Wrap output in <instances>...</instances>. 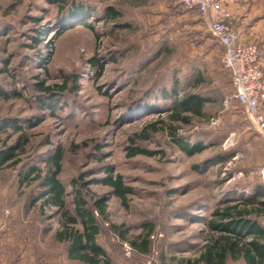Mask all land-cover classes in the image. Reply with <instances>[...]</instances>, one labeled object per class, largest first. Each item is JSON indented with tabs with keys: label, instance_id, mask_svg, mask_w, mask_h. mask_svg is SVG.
<instances>
[{
	"label": "rangeland",
	"instance_id": "obj_1",
	"mask_svg": "<svg viewBox=\"0 0 264 264\" xmlns=\"http://www.w3.org/2000/svg\"><path fill=\"white\" fill-rule=\"evenodd\" d=\"M81 5L94 9L90 27L72 17ZM66 6L0 0V152L13 148L0 166V264H82L55 238L60 213L41 201L30 206L56 152L67 207L74 192L83 198L112 264L196 258L214 210L240 197L264 200V140L232 97L220 44L205 17L179 0ZM186 94L203 99L200 114L171 121L166 110ZM169 126L202 150L184 153ZM107 176H120L130 193L117 197ZM256 220L264 229V210ZM148 232L147 253L130 247Z\"/></svg>",
	"mask_w": 264,
	"mask_h": 264
},
{
	"label": "trees",
	"instance_id": "obj_2",
	"mask_svg": "<svg viewBox=\"0 0 264 264\" xmlns=\"http://www.w3.org/2000/svg\"><path fill=\"white\" fill-rule=\"evenodd\" d=\"M55 2H57L62 12L67 7L68 0H55ZM77 8L79 9L74 11L75 15L72 17L77 22L83 21L80 23L83 26L90 27L86 19L93 18L94 9L90 7L83 8L82 5ZM107 11L106 18L108 20L116 18L117 12L115 10L108 8ZM59 89H62V87ZM39 90L48 92L50 88L39 86ZM11 95L17 96L19 94L13 92ZM0 96H5V93L1 90ZM203 104V99L199 95L186 94L178 100H173L166 111L169 112L168 117L171 121H186L187 118L181 115L200 114ZM156 125L151 124L150 128L156 131ZM172 130L169 131L171 139L184 153L192 155L202 150V146L190 145L177 138ZM18 144L19 141L15 147ZM12 150L13 148H8L0 152V166L13 156ZM136 153L133 150L130 155L134 156ZM60 159V152H56L50 158L47 173L41 178L40 182L42 192L38 197L30 200V206L41 201V205L52 206L60 213V228L56 231L55 238L65 245V252L69 260L82 264H112L109 256L97 242L100 233L97 219L93 211L86 206L83 198L74 192L72 209L70 210L67 207L65 190L58 180ZM26 179L27 176L23 177L22 181ZM104 183L111 187L113 193L119 198H124L131 191L123 185L120 176H116L114 179L107 176ZM255 193L261 195L258 190ZM102 202L103 198L95 201V208L100 216H104ZM263 210L264 200H258L256 195L245 198L240 197L235 204L214 210L212 217L205 222L210 234L199 249L196 258L184 260L179 264H227L229 261L241 262L242 264H264V229L256 220V217ZM149 232L141 236V240L130 241V247L140 253H147L150 243L148 240Z\"/></svg>",
	"mask_w": 264,
	"mask_h": 264
},
{
	"label": "built area",
	"instance_id": "obj_3",
	"mask_svg": "<svg viewBox=\"0 0 264 264\" xmlns=\"http://www.w3.org/2000/svg\"><path fill=\"white\" fill-rule=\"evenodd\" d=\"M184 8L205 17L211 36L222 48L221 65L229 76L233 99L241 106L264 140V50L254 42L242 43L225 25L229 0H179ZM259 176L264 184V168ZM129 247H127V250Z\"/></svg>",
	"mask_w": 264,
	"mask_h": 264
},
{
	"label": "crops",
	"instance_id": "obj_4",
	"mask_svg": "<svg viewBox=\"0 0 264 264\" xmlns=\"http://www.w3.org/2000/svg\"><path fill=\"white\" fill-rule=\"evenodd\" d=\"M227 9L230 17L225 20V25L238 40L254 42L264 50V0H229ZM261 107L264 114V105Z\"/></svg>",
	"mask_w": 264,
	"mask_h": 264
}]
</instances>
